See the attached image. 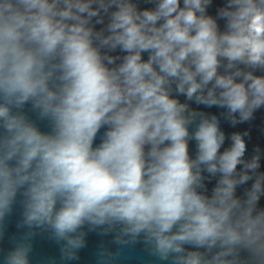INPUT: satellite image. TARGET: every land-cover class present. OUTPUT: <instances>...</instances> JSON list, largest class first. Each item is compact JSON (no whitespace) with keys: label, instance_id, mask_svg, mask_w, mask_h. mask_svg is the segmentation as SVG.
I'll use <instances>...</instances> for the list:
<instances>
[{"label":"clouds","instance_id":"1","mask_svg":"<svg viewBox=\"0 0 264 264\" xmlns=\"http://www.w3.org/2000/svg\"><path fill=\"white\" fill-rule=\"evenodd\" d=\"M261 109L264 0H0V264H264Z\"/></svg>","mask_w":264,"mask_h":264},{"label":"water","instance_id":"2","mask_svg":"<svg viewBox=\"0 0 264 264\" xmlns=\"http://www.w3.org/2000/svg\"><path fill=\"white\" fill-rule=\"evenodd\" d=\"M215 110V109H213ZM223 127L227 131H232L233 129L231 128L230 125L227 123L223 124ZM248 125H239L238 128L240 129H245L247 128ZM264 142V109L258 110L256 113V119L254 121V127H253V140L250 141L249 143H261ZM98 237H96L94 234L90 235L89 240H90V245L89 248L85 249L82 252V260L80 264H90L91 261V256L92 252L94 250L95 244L98 242ZM41 254H54L55 253V248L47 243V242H41L40 243V248H39ZM137 255L138 256H143V253L140 252V250H137Z\"/></svg>","mask_w":264,"mask_h":264}]
</instances>
